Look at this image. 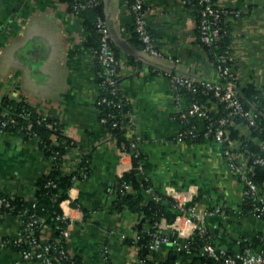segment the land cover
Instances as JSON below:
<instances>
[{
	"label": "crops",
	"instance_id": "obj_1",
	"mask_svg": "<svg viewBox=\"0 0 264 264\" xmlns=\"http://www.w3.org/2000/svg\"><path fill=\"white\" fill-rule=\"evenodd\" d=\"M217 4L227 11L224 24L236 80L260 90L264 118V0H217ZM144 6L161 56L146 53L136 39L130 0H103L118 61L119 90L129 104L128 135L142 155L136 162L130 154H121L101 123L95 40L84 18L65 0H0V99L27 102L55 120L74 141L61 164L63 173H82L61 203L69 220L64 230L67 247L80 264L135 263V239L147 229L148 220L129 209L117 210L114 202L119 180L125 172L135 171L137 163L138 178L150 183L148 194L166 195L169 187L195 192L193 203L209 212V241L218 249L260 251L264 217L245 213L244 181L230 168L223 144L214 138H178L193 125L202 131L204 123L188 114L189 92L184 91L176 103L165 72L198 81L221 80L199 39L196 9L186 0H144ZM236 128L264 152V139L249 126L239 123ZM85 156L88 169L82 165ZM51 165L37 137L0 129V196L31 200L38 178ZM259 187L264 195V180ZM167 223L162 220L159 226L164 234L171 232ZM22 228L20 217L0 205V264H44L23 259L15 249L12 240ZM43 232L52 237L49 226ZM175 256L165 241L150 260L159 264Z\"/></svg>",
	"mask_w": 264,
	"mask_h": 264
},
{
	"label": "trees",
	"instance_id": "obj_2",
	"mask_svg": "<svg viewBox=\"0 0 264 264\" xmlns=\"http://www.w3.org/2000/svg\"><path fill=\"white\" fill-rule=\"evenodd\" d=\"M70 4V10L80 16L85 20L86 28L89 29L94 37L95 50L99 47V34L96 27V22L98 18H104L103 12V0H98L94 5L87 6L83 9H74V6L81 2V0H65ZM189 5L196 9L197 19H198V33L200 39L199 31V14L201 5L199 0H186ZM217 2V0H214ZM131 3V0H130ZM225 15L221 21V26L226 31L223 36L214 44V46H208L204 44L201 39V43L206 48L210 59L212 60L214 67L218 65L220 61V56L225 54L226 51L230 49V36L224 24ZM133 31L136 39L143 42L139 34L135 31L133 24ZM116 55V54H115ZM117 57V56H116ZM101 68L99 67V71ZM102 79L99 75V83ZM119 81V77H118ZM237 92L240 99L244 105L245 110H250L257 113V125L250 126L253 133L259 135L264 139V118L262 117L263 111V100L261 98L260 90L252 84L241 86L235 79ZM187 91V90H183ZM188 92V91H187ZM191 94V101L198 102L199 104L210 108L214 106L211 110L213 121L217 124L218 119L224 117L228 113L225 102L219 100L215 96L214 92H205L203 86L198 85L195 92H189ZM104 96L111 97L107 90L101 89V95L98 100V106L100 109V119L107 118V122L104 124L108 130H110L112 136L116 140L117 144L122 147L125 146L126 150L133 153L134 150L130 146L132 139L128 135V130L130 127V117H129V104L124 99V97L119 92L118 97H114L115 104H109L107 102H102ZM3 113H6L4 115ZM13 118L15 122L8 123L5 128L0 126L1 130H6L10 132H17L26 138L37 137L39 139V145L46 155L51 157L52 165L50 169L40 176L37 180L36 193L33 199L25 200L21 197L7 198L0 196V198H5L9 203V206L2 205L3 209L9 210L12 214L20 217L22 220L23 228L26 226L30 220L31 215L36 217L44 218L47 226L52 230V237L46 238L43 235L45 227L38 226L35 228L31 237L36 241L44 243L46 239L59 240L62 245L67 247L64 230L66 229L69 220L63 217V210L61 203L68 199V191L74 185L75 180L80 178L82 173L80 170L71 173H63L61 171V164L63 156L66 152L74 145V141L68 136L64 135L60 125L53 119L45 117L39 114L32 106L24 101H14L9 97H2L0 99V123L3 120H10ZM194 120L198 119L193 117ZM230 125L228 126L230 130V136L234 140H240L241 150L245 151L249 155L251 160L254 155L264 156V152H261L257 146L247 139L244 135H241L236 125L239 123H244L247 125V120L239 115L230 116ZM119 121L118 126H113L114 121ZM198 137L197 139H200ZM210 138H213L211 136ZM138 149V147L136 148ZM84 158V157H83ZM142 158L140 155L135 158L136 162H139ZM82 165L85 168H89V157L85 156ZM85 168L82 171H85ZM87 173V171H86ZM254 180L259 183L264 180V165H256L254 167ZM124 183L131 186L129 190L124 188ZM150 183L146 180H140L137 173L134 170L125 172L121 179L119 180L117 187L115 188L116 199L114 202V207L121 211L124 209H129L135 213L143 215L148 220V227L145 231L140 232V238L136 241L138 246V258L144 261V264H154L150 260V255L154 252L150 248V243L153 240V234L158 233L162 236H167L170 239L173 238L172 232L164 234L159 228L158 224L164 219L168 223H172L179 211L174 206L175 202L170 197L157 193L161 196L160 200H154L152 195L148 194L145 189ZM252 206L250 203H245V213L251 214ZM17 238V237H16ZM191 246L189 250H184L177 252L175 250L176 256L174 258L169 257L164 262L159 264H220L215 261L210 256L202 252L204 245L209 242V238L201 237L196 234L191 239ZM15 249L19 252L25 248H30V244L26 241V234L21 237V243L19 245H14ZM180 256H183L182 261H180ZM190 258V261L187 259ZM74 264H80L78 259L74 256Z\"/></svg>",
	"mask_w": 264,
	"mask_h": 264
},
{
	"label": "built area",
	"instance_id": "obj_3",
	"mask_svg": "<svg viewBox=\"0 0 264 264\" xmlns=\"http://www.w3.org/2000/svg\"><path fill=\"white\" fill-rule=\"evenodd\" d=\"M98 0H81L74 6V9H83L87 6L94 5ZM201 5L199 14V31L201 41L208 45L214 44L223 36L226 31L221 26V21L226 15V10L220 7L214 0H199ZM130 7L133 13V21L135 31L139 34L143 42V50L153 56H161V51L156 47L154 38L148 29L146 22V9L144 0H131ZM97 31L99 34V47L95 50L96 60L101 68L99 75L102 79L100 89L108 91L112 98L118 97L119 90V72L117 57L112 49V42L110 33L106 22L102 18H98L96 22ZM233 56L231 49L226 51L225 54L220 56V61L215 66L216 71L220 74L221 80L218 82L198 81L187 75L178 72H165L171 81V86L174 91V99L176 103H180L183 90L188 92H195L197 86H203L205 92H214L219 100L225 102L228 113L226 116L218 119L217 124L213 121L214 117L211 113V108H207L198 102L190 101L188 114L192 117H197L204 123V129L199 131L195 125L190 130H183L178 133V138L183 139L190 137L197 139L198 137L213 138L222 143L224 146L223 152L230 168L237 172L244 181V200L245 203H250L252 206L251 215L256 217H264V195L260 191V187L254 180V167L256 165H264V156L252 155L250 160L249 155L241 150L242 142L234 140L230 136V116L239 115L247 120V126L257 125V113L245 110L244 105L237 92L235 83V74L233 71ZM104 96L102 102L115 104L114 99ZM6 115V113H3ZM101 123L104 125L107 118H101ZM13 123L15 120L11 118L3 120L0 123L2 128H5L8 123ZM114 127L119 125V121H114ZM133 153L126 150L125 146L120 147L122 155L130 154L132 157L137 158L140 152L136 150L137 142L132 140L130 143ZM124 188L129 190L131 186L124 183ZM151 189V188H150ZM154 200H160L161 196L153 193ZM166 196L174 200V206L178 209L179 213L172 223H167L171 228L173 238L162 236L158 233L153 234V240L150 243V248L153 251L159 249L160 245L165 241L169 242L174 250L181 252L189 250L191 246L190 239L198 234L201 237L209 238L208 228L206 225V215L209 213L197 207L193 201L195 192L192 190H182L177 187H169ZM0 205L9 206L5 198H0ZM64 217V215H63ZM164 220V219H163ZM162 222V221H161ZM47 226L44 218L30 216V220L17 235V238L12 240L13 245L21 243V237L26 234V241L30 244V248H25L19 251L20 255L25 260L37 259L44 264H74L73 253L68 247L61 244L59 240L46 239L44 243L36 241L31 237L35 228L38 226ZM160 226V223L158 224ZM46 228V227H45ZM140 238L138 234L136 241ZM264 244V236L262 237ZM202 252L220 264H264V247L260 251H254L251 247H246L241 251L231 253L222 249H218L210 241L207 242L202 248ZM183 256H180L182 261ZM190 261V258L187 259ZM134 264H144V261L137 258Z\"/></svg>",
	"mask_w": 264,
	"mask_h": 264
},
{
	"label": "water",
	"instance_id": "obj_4",
	"mask_svg": "<svg viewBox=\"0 0 264 264\" xmlns=\"http://www.w3.org/2000/svg\"><path fill=\"white\" fill-rule=\"evenodd\" d=\"M134 167H135V171H137L138 172V164L137 163H134ZM33 199V198H32ZM74 205V204H73Z\"/></svg>",
	"mask_w": 264,
	"mask_h": 264
},
{
	"label": "rangeland",
	"instance_id": "obj_5",
	"mask_svg": "<svg viewBox=\"0 0 264 264\" xmlns=\"http://www.w3.org/2000/svg\"><path fill=\"white\" fill-rule=\"evenodd\" d=\"M218 73V72H217ZM218 75H219V77H220V79H221V76H220V74L218 73Z\"/></svg>",
	"mask_w": 264,
	"mask_h": 264
}]
</instances>
